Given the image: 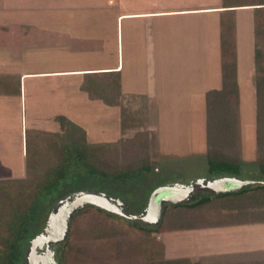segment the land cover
<instances>
[{"label": "crops", "instance_id": "1", "mask_svg": "<svg viewBox=\"0 0 264 264\" xmlns=\"http://www.w3.org/2000/svg\"><path fill=\"white\" fill-rule=\"evenodd\" d=\"M257 31L264 37V0H0V164L16 166L18 144L25 162L27 136L43 132L29 128L39 118L86 117L83 102L126 108L130 95L142 107L154 102L155 118L169 114L172 102L181 111L180 101L201 100L202 109L188 110L194 124L202 117L206 152V96L223 85V38L235 53L240 164L251 127L257 159V50L264 61ZM113 116L103 123L112 126ZM156 125L140 131L158 141ZM263 225L192 230L188 255L203 264H264Z\"/></svg>", "mask_w": 264, "mask_h": 264}, {"label": "rangeland", "instance_id": "2", "mask_svg": "<svg viewBox=\"0 0 264 264\" xmlns=\"http://www.w3.org/2000/svg\"><path fill=\"white\" fill-rule=\"evenodd\" d=\"M115 8L117 9V4H115ZM258 63L264 65V61L261 62V60ZM2 71L8 73L10 69ZM0 81L3 80L0 78ZM129 97L130 100L126 98L128 100L125 99V101H131L132 104L130 103L131 105L127 106V109L121 107L109 109L104 100V102H83L81 112L86 114V117H67L64 121L57 120V122L55 118L45 116L39 118L38 124L28 125L33 131L43 130L38 135L37 144L46 150L49 149L48 154L51 162H56L60 158L63 144H78L91 150L90 164L71 161L65 180H62L57 188L52 189L49 194L40 198L37 220L42 223H39L42 227L45 226L50 209L55 207V203L61 199L62 195L63 198L79 191L100 190L109 197L123 201L128 213L137 214L145 208L149 194L157 186L173 181H187L190 178L207 176L202 117H199V125L194 124L195 120L189 116L188 110L196 104L202 109L201 100H197V102L180 101L183 107L181 111L174 105L176 102H172L169 114L161 110V116L155 118L152 114L154 102L147 99L143 104L144 111L143 107L137 104L136 97L133 95ZM25 103L30 104L31 102ZM160 105L163 107L162 103ZM193 111L195 112V107ZM92 112L103 115V117L99 116V121L101 119L105 121L106 115L114 112V124L109 126L102 121L97 126L92 122L93 118L87 116ZM171 122H174V128L169 131ZM155 125L160 129L158 141L154 132H152L154 138L152 137L150 140L148 133L150 131L144 130L146 132L142 133L147 138L146 146L138 151L129 148L130 142L126 143L125 140L133 139L132 137L136 136L137 132L140 133L141 128L155 127ZM244 142L246 146L244 159H242L241 178L264 181V176L257 165L258 160L249 146V144L253 146L254 142L252 127L246 131ZM19 146L22 147V144H18V148L15 149L20 157L16 166L0 164V177L5 178L3 180L28 176L26 161L24 162L20 155ZM145 161L149 162L151 166L149 171H141L136 177L127 181L112 179L111 173L123 170L130 165L144 164ZM15 167L16 169H14ZM24 193L21 197L15 196V199L26 203L28 198L26 191ZM203 194V192L197 193L194 198ZM230 206L235 207L234 203ZM224 207L221 203L196 211L169 207L157 230L149 233L137 229L135 227V225H139L137 222H133L134 225H131L122 222L117 217L107 216L103 212L89 207L78 216L76 224L72 227V235L68 243L56 247V256L57 252L62 253L59 257V259L61 258L60 264H153L158 260L173 261L178 259H187L191 264H203L200 260L194 261L188 255L191 254L192 248L187 247V238L192 236V230L195 229L224 226L222 223L214 225L220 221L219 213L220 210L223 211ZM218 208L219 212L216 210ZM198 217L204 218L206 221L203 222V226L201 223L195 224L194 220ZM262 230L264 231V225ZM22 247L25 249L24 263L26 264L29 248L27 241L22 243ZM2 248L0 244V252ZM0 264H2L1 260Z\"/></svg>", "mask_w": 264, "mask_h": 264}, {"label": "trees", "instance_id": "3", "mask_svg": "<svg viewBox=\"0 0 264 264\" xmlns=\"http://www.w3.org/2000/svg\"><path fill=\"white\" fill-rule=\"evenodd\" d=\"M261 33L257 31V37L261 41H264ZM227 37L229 38L230 36L228 35ZM255 55L258 72L256 78L257 164L261 174L264 176V65H259L258 63L263 56L261 51L257 50ZM235 70L233 42L230 39L223 38V85L220 90H211L206 96V157L209 176H239L241 173L238 132V95ZM57 119L60 122L65 120L64 117H57ZM142 132L146 131L137 132L136 136L132 137L133 139L125 140L126 143L130 142L129 148L138 151L146 146L145 142H147V138ZM148 133L150 134V140L152 137L154 138L152 132ZM37 143V135L29 134L27 136L25 144L27 177L9 180L0 179V244L3 247L0 252V260L2 264H25V249L22 247V243L27 241L29 245L31 238L43 230V227L39 224L41 222L37 220L40 198L43 195L49 194L52 189L57 188L62 180H65L67 168L71 161H77L87 165L90 164L89 156L91 150L82 145L63 144L61 146L60 158L56 162H51L48 154L49 149L46 150ZM150 167L149 162L145 161L144 164H138L137 166L130 165L123 170L115 171L111 173V177L113 180L127 181L128 179L136 177L141 171H149ZM25 191L28 198L26 203L15 199V196L21 197L25 194ZM193 198L176 205L165 204L162 210L160 224L169 207L196 211L207 209L209 206L212 207L214 204L221 203L225 207L223 211L219 208L216 209L218 212L220 210V221L214 225H221L220 223L223 225H231L257 222L261 221L264 215V181H255L254 183L244 185L238 191L224 192L221 194L204 193L197 198ZM231 201L235 207L230 206L232 204ZM89 207L94 208L98 212H103L107 216L117 217L122 222L134 225L133 221L110 214L93 205H87L71 217L66 238L56 243L57 246L68 243L71 239L72 227L76 224L78 216L83 214ZM194 221H196L195 224L198 225L201 223L202 226L203 222H206L201 217L196 218ZM135 227L140 231L149 233L157 230L158 226L144 227L135 225ZM57 253L56 260L60 264L61 258L59 259V257H61L62 253ZM153 264L191 263L187 259H178L173 261L158 260L153 262Z\"/></svg>", "mask_w": 264, "mask_h": 264}, {"label": "water", "instance_id": "4", "mask_svg": "<svg viewBox=\"0 0 264 264\" xmlns=\"http://www.w3.org/2000/svg\"><path fill=\"white\" fill-rule=\"evenodd\" d=\"M254 182L255 180L243 179L238 176L220 175L200 177L188 185H160L151 191L145 208L137 214L128 213L123 201L109 197L102 191L76 192L60 199L56 203V207L51 209L43 231L30 240L27 264H58L54 257V251L49 245L59 243L66 238L71 217L87 205H93L110 214L137 222L144 227H157L161 221L163 207L167 203L176 205L186 202L200 192L221 194L238 191L244 185ZM161 194L164 195L157 199ZM43 247L45 250L39 254L38 249Z\"/></svg>", "mask_w": 264, "mask_h": 264}, {"label": "flooded vegetation", "instance_id": "5", "mask_svg": "<svg viewBox=\"0 0 264 264\" xmlns=\"http://www.w3.org/2000/svg\"><path fill=\"white\" fill-rule=\"evenodd\" d=\"M202 177H213V176H209L208 174H207V176L205 175V176H202ZM241 177V176H240ZM195 179H197V178H190V179H188L187 181H173V182H169V183H164V184H162V185H188L189 183H191L193 180H195ZM85 191V190H84ZM90 191H100V190H90ZM69 195H73V194H69ZM69 195H66V196H69ZM162 195H164V194H161V195H159L158 197H157V199L159 198V197H161ZM66 196H64V197H66ZM63 197V198H64ZM62 199V198H61ZM60 200V199H59ZM58 200V201H59ZM57 201V202H58ZM56 202V203H57ZM56 203H55V207H56ZM124 206L126 207V204L124 203ZM55 207H52L51 209H53V208H55ZM51 209H50V211H51ZM126 209H127V207H126ZM44 228V227H43ZM43 231V230H42ZM42 231H40V232H42ZM39 232V233H40ZM56 243H51L50 245H49V247L54 251V257H55V259H56ZM29 247H30V243H29ZM45 250V247H43L42 249H38V253L40 254V253H42L43 251ZM28 252H29V248H28V251H27V256H28ZM26 256V257H27ZM27 261L28 260H26V264H27Z\"/></svg>", "mask_w": 264, "mask_h": 264}]
</instances>
